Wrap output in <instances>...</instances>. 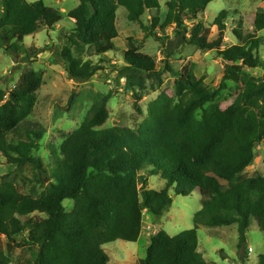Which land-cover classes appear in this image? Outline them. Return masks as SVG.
I'll list each match as a JSON object with an SVG mask.
<instances>
[{"label": "trees", "instance_id": "1", "mask_svg": "<svg viewBox=\"0 0 264 264\" xmlns=\"http://www.w3.org/2000/svg\"><path fill=\"white\" fill-rule=\"evenodd\" d=\"M212 1L169 0L165 20L155 16L148 27L142 19L147 11L160 9L159 0H79L69 13L75 28L60 53L70 79L88 82L103 70L90 57L117 50L119 6L148 35L158 29L170 40L168 57L174 47L187 45L218 50L226 62L224 74L220 85L210 88L196 75L195 64L188 63L175 81L178 104L162 94L149 105L148 117L137 131L126 126L101 129L109 119L112 95L102 96L83 124L65 138L50 183L39 197L24 196L8 175L3 177L0 264H108L103 246L119 240L137 242L145 212L162 217L172 205L171 190L189 196L201 189L202 208L195 214V227L176 236L159 231L141 264H209L199 252L200 226L237 224L240 249L253 219L264 230V176L245 174L264 142V76L255 77L250 71L264 70L257 36L264 30V11L256 14L254 33L236 31L240 43L224 47L225 25L218 26V38L210 41L209 28L187 24L203 15ZM1 6L0 49L7 52H18L25 37L43 26L53 29L63 20L43 0H2ZM170 28L174 35L167 37ZM127 42L125 65L114 66L118 80L142 83L149 77L161 85L154 57L142 52L134 38ZM75 52L85 53L89 60ZM166 68L171 71L169 65ZM228 81L237 84L233 102L225 109L207 106L227 89ZM42 85L43 74L29 70L7 99L0 93V102L5 101L0 105V151L8 163L31 165L41 173L42 162L34 155L41 134L31 132L36 138L18 144L5 139L33 114ZM143 171L160 173L165 189L149 190L146 183L141 187ZM67 200L74 202L71 211L64 205ZM259 264H264V255Z\"/></svg>", "mask_w": 264, "mask_h": 264}, {"label": "rangeland", "instance_id": "2", "mask_svg": "<svg viewBox=\"0 0 264 264\" xmlns=\"http://www.w3.org/2000/svg\"><path fill=\"white\" fill-rule=\"evenodd\" d=\"M34 3L38 0H27ZM160 9L147 11L143 23L151 27L153 17L164 21L167 15V2L159 0ZM2 0H0V28L2 22ZM46 6L59 11L63 20L53 29L41 27L36 33L24 38L18 52H7L0 49V93L7 99L24 72L33 70L43 74V85L38 91L37 105L33 114L25 120L19 129L8 135L6 143L18 144L36 138L31 132L41 134L38 141L40 148L34 152L43 165V173L31 165L18 167L8 163L5 154L0 151V184L3 177L13 182L24 196L39 197L50 183L51 172L60 156V148L65 138L76 131L88 117L93 105L102 97L111 93L107 108L109 119L101 129L111 127H129L137 131L148 117L149 105L162 94L173 98L174 105L178 104L176 83L182 69L188 63L195 64V73L210 88L220 85L226 62L218 50H201L196 46L187 45L174 47V54L168 57L170 40L163 36L158 29H152L154 35H148L142 26L128 20V12L124 7L117 10V28L119 37L114 40L117 50L101 57H90L95 64H101L103 70L97 72L88 82L70 79L65 63L60 53L68 42V37L75 28V21L69 13L79 6V0H43ZM264 11V0H213L206 12L195 22L211 30L209 40L214 41L219 35V25H225L224 47L239 44L235 32L243 35L255 32L254 22L258 11ZM174 35V29L167 30V37ZM260 39L258 55L264 63V30L257 33ZM134 38L142 52L154 57L158 72L162 73V84L149 77L139 81L118 80L114 66L125 65L124 52L128 49V38ZM173 50V49H172ZM76 56L84 61L89 60L85 53ZM171 71H167L166 66ZM255 77L264 76V70H250ZM237 84L228 81L227 89L222 91L215 102L209 107L227 108L235 97ZM5 101L0 102V105ZM137 107L140 111L137 110ZM198 118L201 117L199 112ZM245 174L248 176H264V142L256 149L253 166ZM141 187L146 183L149 190H163L166 181L161 174L151 175L141 172ZM44 179V182H43ZM201 189L196 188L189 196L176 195L173 190L172 205L162 217H155L145 212L144 226L137 242L122 240L103 246L109 256L108 264H141L146 257L147 248L153 237L164 230L171 236H176L195 227V214L201 210ZM71 211L74 202H64ZM199 252L209 264H259L264 255V230L256 220H252L246 234L245 247L239 248L238 225L228 227H204L197 230Z\"/></svg>", "mask_w": 264, "mask_h": 264}]
</instances>
